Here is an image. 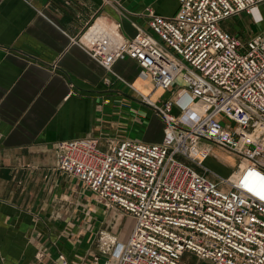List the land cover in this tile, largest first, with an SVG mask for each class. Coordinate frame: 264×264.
Instances as JSON below:
<instances>
[{
    "label": "built area",
    "instance_id": "2783aa9c",
    "mask_svg": "<svg viewBox=\"0 0 264 264\" xmlns=\"http://www.w3.org/2000/svg\"><path fill=\"white\" fill-rule=\"evenodd\" d=\"M262 6L264 0H178L171 15L147 6L149 28L132 21V36L105 15L86 22L76 40L108 72L132 58L154 89L169 90L180 76L185 83L165 100L131 85L162 116L160 142L103 145L86 135L57 144L60 171L133 219L126 241L99 230L94 264H181L185 252L212 264H264V28L242 38L222 24L243 12L262 22ZM183 97L204 106L192 123L174 114ZM214 145L240 159L229 176L206 164Z\"/></svg>",
    "mask_w": 264,
    "mask_h": 264
},
{
    "label": "crops",
    "instance_id": "0c3cea01",
    "mask_svg": "<svg viewBox=\"0 0 264 264\" xmlns=\"http://www.w3.org/2000/svg\"><path fill=\"white\" fill-rule=\"evenodd\" d=\"M147 6L171 15L178 0H0L1 264H61L60 255L68 264H94L102 226L84 215L92 192L58 169L57 144L86 135L103 145L160 142L164 121L131 86L151 91L142 88L135 59L118 60L108 72L76 38L99 14L120 20L132 36V21L149 28ZM167 92L176 98L184 89ZM204 110L183 97L174 114L192 123ZM213 151L221 161L210 155L206 163H219L221 171L210 166L217 174L238 169V156L218 145ZM193 254L185 252L181 264H212Z\"/></svg>",
    "mask_w": 264,
    "mask_h": 264
},
{
    "label": "rangeland",
    "instance_id": "374dc122",
    "mask_svg": "<svg viewBox=\"0 0 264 264\" xmlns=\"http://www.w3.org/2000/svg\"><path fill=\"white\" fill-rule=\"evenodd\" d=\"M264 12V6H262ZM223 26L233 33H238L242 38L248 37V35L256 32L259 29L264 28V21L256 23L253 16L248 12H243L239 15L232 16L223 21ZM140 82L143 89L151 90L146 92V94H152L153 100H165L169 98L170 92L165 89H154V83L151 77L140 78ZM175 87H184L185 83L182 77H178L175 81ZM142 90V89H141ZM152 92V93H151ZM211 155L216 158V160L221 161L215 151H212ZM221 158V157H220ZM207 165L215 168L214 170L221 171V166L219 163H206ZM216 170V172H218ZM259 181H256L253 186L258 188ZM89 200H84V215L85 217H92L91 222L99 224L102 226L101 229L110 231L111 233L117 235L120 233H129L133 226V219L130 215L123 213L116 208H106L102 202L96 199V195L91 193ZM118 236V235H117ZM194 255V254H193ZM196 257V255H194Z\"/></svg>",
    "mask_w": 264,
    "mask_h": 264
},
{
    "label": "bare ground",
    "instance_id": "6f19581e",
    "mask_svg": "<svg viewBox=\"0 0 264 264\" xmlns=\"http://www.w3.org/2000/svg\"><path fill=\"white\" fill-rule=\"evenodd\" d=\"M255 14H256L258 17H260V16H261V13H260V11H259V10H255Z\"/></svg>",
    "mask_w": 264,
    "mask_h": 264
}]
</instances>
